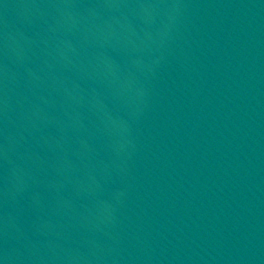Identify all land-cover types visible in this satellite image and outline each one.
Listing matches in <instances>:
<instances>
[{"label": "water", "instance_id": "1", "mask_svg": "<svg viewBox=\"0 0 264 264\" xmlns=\"http://www.w3.org/2000/svg\"><path fill=\"white\" fill-rule=\"evenodd\" d=\"M134 264H264V0H120Z\"/></svg>", "mask_w": 264, "mask_h": 264}]
</instances>
